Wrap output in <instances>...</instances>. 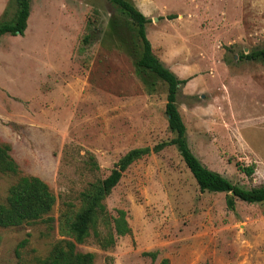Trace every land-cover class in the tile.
<instances>
[{
  "label": "rangeland",
  "instance_id": "rangeland-1",
  "mask_svg": "<svg viewBox=\"0 0 264 264\" xmlns=\"http://www.w3.org/2000/svg\"><path fill=\"white\" fill-rule=\"evenodd\" d=\"M130 1L150 19L154 55L187 79L176 106L190 150L233 183L264 185V62L241 57L264 47V0ZM30 8L24 33L0 39V145L17 166L0 170V202L21 176L42 179L55 202L40 220L0 226V264H47L57 241H74L81 193L130 149L174 136L167 85L136 66L141 43L124 13L108 0ZM15 12V0H0V21ZM103 204L76 244L93 264H264V202L229 209L225 193L200 192L174 145L130 164ZM118 211L125 235L115 232ZM109 236L113 244L99 243Z\"/></svg>",
  "mask_w": 264,
  "mask_h": 264
},
{
  "label": "trees",
  "instance_id": "trees-1",
  "mask_svg": "<svg viewBox=\"0 0 264 264\" xmlns=\"http://www.w3.org/2000/svg\"><path fill=\"white\" fill-rule=\"evenodd\" d=\"M16 12L11 21H0V39L3 35H22L27 27V20L30 15L31 0H15ZM118 10L124 13L136 26V34L141 43V53L136 61L140 69L156 75L167 85L165 113L169 130L174 136L167 141H161L153 147H139L127 151L115 163L109 175L101 181H97L81 193L84 207L74 216L69 225V232L74 241L59 240L51 250L46 259L47 264H93L94 255L91 252L77 250L76 244L84 242L89 235L98 215H105L104 198L120 180L125 169L135 160L151 152L158 153L165 146L174 145L179 152L181 159L194 177L200 192H223L225 193V204L233 209L235 200L246 203L264 202V185L252 188H245L237 183L231 182L228 178L218 172L210 170L190 150L186 127L176 106V96L180 86L187 82V79L178 78L171 70L164 66L160 59L154 55L151 43L146 36V24L150 21L130 0H108ZM246 60H260L264 62V47L254 49L241 55ZM9 146L0 145V170L3 173L14 174L17 166L8 154ZM238 170L246 176L253 173L254 165L241 167ZM55 202V197L48 185L37 176H21L12 184L8 190L5 202H0V226H15L30 224L43 218ZM115 232L118 235H125L130 232L127 225L125 213L118 211L114 219ZM97 237V231H95ZM99 238L98 241L104 247L113 244L114 239ZM22 241L19 245H23ZM152 254L153 253H145ZM160 264H169L163 259Z\"/></svg>",
  "mask_w": 264,
  "mask_h": 264
}]
</instances>
